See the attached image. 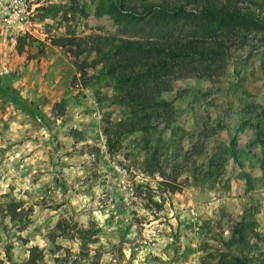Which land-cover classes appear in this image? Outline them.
Instances as JSON below:
<instances>
[{
	"label": "rangeland",
	"instance_id": "rangeland-1",
	"mask_svg": "<svg viewBox=\"0 0 264 264\" xmlns=\"http://www.w3.org/2000/svg\"><path fill=\"white\" fill-rule=\"evenodd\" d=\"M195 1L0 0V264H264V28L206 38L191 18L208 3L264 20V0ZM177 6L171 31L159 9ZM148 26L221 55L187 73L183 52L165 59L178 75L134 105L125 90L155 62L124 78L98 59ZM59 36L102 53L75 58Z\"/></svg>",
	"mask_w": 264,
	"mask_h": 264
},
{
	"label": "trees",
	"instance_id": "trees-1",
	"mask_svg": "<svg viewBox=\"0 0 264 264\" xmlns=\"http://www.w3.org/2000/svg\"><path fill=\"white\" fill-rule=\"evenodd\" d=\"M189 4H195V0H186ZM203 3V2H202ZM201 4V3H200ZM147 12H151V9H146ZM159 10L169 13V17L172 20L170 23V27L172 24L171 31L175 30L177 27V23L179 19L188 20L189 14L185 12L182 6H177L173 8L171 11H166L164 8H160ZM197 21H201L203 27V33H207L206 38H210L209 35L216 34L215 32H221L223 30H227L233 26H238V24H246L247 26H256L264 28V20L255 19L249 14L241 13L236 9H232L227 5H222L221 7H216L215 4L204 3L201 4L200 12L197 16L191 17ZM176 19V20H175ZM189 23V21H187ZM156 26V25H155ZM154 26V27H155ZM149 37L145 39H124L121 38L119 41H114L115 43H119L113 46V52L110 53L111 49H108V52L105 51L104 58H99L101 60L104 68H108L110 73H113L115 70L120 71V76L123 75V70H126L127 63L133 64V66L138 65V59L143 60L144 56H147L149 63L155 62V69L157 73L153 71L152 68L146 69L145 73H140L139 76L136 77V83L134 85H130L128 89L125 90L124 98H126V102H135V104L139 103V100H144L147 102L148 96L153 93L154 85L153 83H161L162 81L168 82L172 80V78L178 75V72L174 70L172 67H166L165 62L167 60L176 57L179 53L183 61V68H179L178 70H182V72L187 73V69H190V64L187 62H191L192 60H198L201 58H215L220 57L221 52L217 51L218 47L215 45V41L213 42H204L200 40V38L195 37L194 35H188L184 40L183 44H180L178 41V36L168 35V31L165 35H160V31L157 30L154 32L153 27H149ZM202 35V33L200 34ZM20 39L17 40L19 42ZM110 41V40H109ZM51 45L60 47L64 49L67 53L71 54L73 57L78 58L82 56L84 52H94L95 54L102 53V49L99 48V43L95 40L90 42V45L80 46L77 43L76 39H72L69 36H59L55 37L50 41ZM147 45V48L143 45ZM207 44V45H205ZM24 43L19 42L17 44V51L21 52L22 46ZM74 46V49H72ZM141 52L145 54L142 56ZM153 53V55H148ZM163 55V56H161ZM95 56V55H94ZM137 58V59H134ZM165 59H167L165 61ZM100 62V61H99ZM187 63V64H186ZM186 64V65H185ZM85 61L80 62L76 65L77 72L79 77L82 79L85 78V69H86ZM93 66V63H91ZM192 70V69H191ZM152 71V72H151ZM125 86L126 82H122ZM156 83V84H157ZM126 88V87H125ZM140 104V103H139ZM57 106V104L55 105ZM145 120V119H144ZM145 121L138 122L137 124H142ZM103 135L105 138V148L108 154H112L115 152L116 141L114 139L111 140L110 134L107 130H103ZM154 155L151 156L150 160L147 161V165L149 168H157V162L154 159ZM262 170H264V164L262 165ZM208 174V173H207ZM244 230L236 231L238 233L243 232ZM241 239V237H239ZM243 240V239H242ZM31 260V259H30ZM236 264H245L244 262H240L236 260Z\"/></svg>",
	"mask_w": 264,
	"mask_h": 264
}]
</instances>
